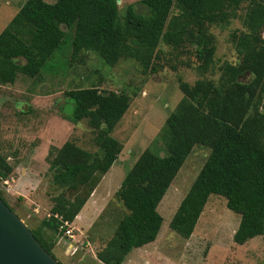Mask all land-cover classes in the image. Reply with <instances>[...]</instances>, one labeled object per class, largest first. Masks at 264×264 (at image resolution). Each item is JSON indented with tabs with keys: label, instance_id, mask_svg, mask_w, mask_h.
Masks as SVG:
<instances>
[{
	"label": "trees",
	"instance_id": "trees-1",
	"mask_svg": "<svg viewBox=\"0 0 264 264\" xmlns=\"http://www.w3.org/2000/svg\"><path fill=\"white\" fill-rule=\"evenodd\" d=\"M116 1L25 0L0 31V86L12 85L18 75L38 78L62 43V26L72 32L69 63L81 52H90L107 67L128 59L141 75L154 74L161 68L156 61L163 57L158 50L162 44L173 56L190 54L196 62L193 70L203 77L214 66L209 28L226 27L242 5L244 12L241 29L228 35L234 63L222 62L214 81L201 78L190 85L177 78L181 97L160 130L166 154L145 149L126 171L114 193L124 213L95 259L99 264H122L132 249L155 240L162 222L157 205L195 145L208 154L168 228L188 239L213 195L239 218L233 244L241 246L256 236L264 242V0H139L145 13L127 5L121 18ZM62 95L72 107L59 117L72 124L85 120L95 151L83 150L72 140L57 149L49 147L48 182L57 193L49 216L33 229L26 226L52 256L57 238L63 237L58 226L74 220L117 160L121 145L111 133L130 102L124 90L93 85ZM16 165L0 154V182L13 175ZM0 199L8 206L1 194Z\"/></svg>",
	"mask_w": 264,
	"mask_h": 264
},
{
	"label": "rangeland",
	"instance_id": "rangeland-1",
	"mask_svg": "<svg viewBox=\"0 0 264 264\" xmlns=\"http://www.w3.org/2000/svg\"><path fill=\"white\" fill-rule=\"evenodd\" d=\"M24 1L0 0V31ZM44 1L53 3L55 0ZM138 1L118 0V17L121 18L127 5L133 6L138 13H145ZM243 6L237 11L238 17L226 27L209 28L214 39V66L203 77L193 70L196 62L190 54L173 56L169 48L162 44L158 50L163 53V57L156 61L161 68L154 74L141 75L137 64L128 59L107 67L90 52H81L69 63L72 32L62 26L65 32L62 43L41 68L38 78L18 75L12 85L0 86V154L10 164L17 162L13 175L5 180L6 184L0 182V194L13 213L32 229L46 217L51 198L57 193L48 182L45 157L49 147L57 149L65 141L72 140L83 150L95 151L91 140L93 136L85 120L72 124L59 117L61 113H69L72 107L62 93L68 89L93 85L99 90H124L130 97L126 112L111 133L121 145L117 160L82 207L83 212L89 211L88 222L82 226L75 222L71 226L73 239L59 237L52 248L54 258L60 263L99 264L95 253L110 238L124 213L114 196L124 174L145 149L158 156L166 154V142L160 130L165 117L181 97L177 78L190 85L201 78L214 81L218 76L216 68L222 62H235L228 35L241 29ZM186 63L189 64L188 68ZM207 154L208 149L202 146L192 147L157 205L156 211L162 219L158 234L152 243L140 250L136 262L264 264V242L261 236L241 246L233 244L231 237L239 218L225 208L221 197L209 196L188 239L180 238L168 228L171 216ZM134 252L131 250L122 264H127L126 261Z\"/></svg>",
	"mask_w": 264,
	"mask_h": 264
},
{
	"label": "water",
	"instance_id": "water-1",
	"mask_svg": "<svg viewBox=\"0 0 264 264\" xmlns=\"http://www.w3.org/2000/svg\"><path fill=\"white\" fill-rule=\"evenodd\" d=\"M0 264H59L39 245L24 222L1 199Z\"/></svg>",
	"mask_w": 264,
	"mask_h": 264
},
{
	"label": "crops",
	"instance_id": "crops-1",
	"mask_svg": "<svg viewBox=\"0 0 264 264\" xmlns=\"http://www.w3.org/2000/svg\"><path fill=\"white\" fill-rule=\"evenodd\" d=\"M85 205V204H84ZM83 205V206H84ZM82 209V208H81ZM88 216H89V211L88 210H86L85 212H83V209H82V211L80 210L79 212H78V214L75 216V218H74V220L70 223V226H74V224H75V222L77 223H79V225H84L85 223H87L88 221H87V218H88ZM74 228V227H73ZM146 246V245H145ZM145 246H142V247H140V248H136V249H132V250H134L135 252L133 253V255L132 256H130L129 257V260L128 261H126V263L127 264H141V261H138V262H136V258H137V254L139 255V252H140V250H142V248H144ZM137 250V251H136ZM127 256V255H126ZM125 256V257H126ZM125 259V258H124ZM124 261V260H123Z\"/></svg>",
	"mask_w": 264,
	"mask_h": 264
},
{
	"label": "built area",
	"instance_id": "built-area-1",
	"mask_svg": "<svg viewBox=\"0 0 264 264\" xmlns=\"http://www.w3.org/2000/svg\"><path fill=\"white\" fill-rule=\"evenodd\" d=\"M3 184H6V181H2ZM49 215L47 214L46 217ZM56 217V216H55ZM59 220L60 218L57 217ZM60 221V220H59ZM59 231H62V236L68 238V239H73L72 235V228L70 226V223H67L66 221H62L61 224L58 226Z\"/></svg>",
	"mask_w": 264,
	"mask_h": 264
}]
</instances>
